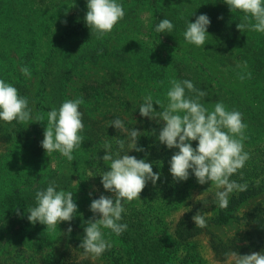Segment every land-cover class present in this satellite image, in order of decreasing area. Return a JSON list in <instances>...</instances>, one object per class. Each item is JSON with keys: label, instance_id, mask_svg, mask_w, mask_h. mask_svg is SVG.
I'll list each match as a JSON object with an SVG mask.
<instances>
[{"label": "trees", "instance_id": "1", "mask_svg": "<svg viewBox=\"0 0 264 264\" xmlns=\"http://www.w3.org/2000/svg\"><path fill=\"white\" fill-rule=\"evenodd\" d=\"M117 2L123 6V20L111 34L97 39L84 19L87 0H0V79L26 97L32 109L29 125L0 121V264H95L87 258L74 260L65 252L82 242L79 214L64 222L72 228L70 234L60 224L50 233L45 225L28 221L27 209L36 206V192L52 181L57 190L71 192L77 178L84 182L83 171L101 180L102 172L109 170L102 160L104 144L111 143L115 153L113 139H125L121 155L129 151L128 133L110 127L117 118L129 131L142 133L137 146L145 152L127 154L145 159L154 173H160V190H151L149 199L146 189L141 192L157 221L166 220L160 212L163 206L168 213L183 209L173 227L165 223L167 232L148 239L146 215L136 206L124 205L121 223L127 230L118 237L109 232L133 254L136 264H169L170 256L178 252L179 264L198 263L199 238H205L216 261L226 260L231 251L264 252V200L240 211L264 195V33L238 31L243 14L231 13L224 0ZM201 14L211 21L210 37L198 48L186 43L183 33L187 22ZM162 19L173 23L171 33L155 31ZM23 67L30 69V78L22 74ZM170 79L190 80L207 92L201 101L207 107L222 102L229 111H239L247 125L243 144L250 159L231 177L247 184V190L231 193L227 208L218 206L215 193L222 189L211 187V182L200 185L191 172L187 181H173L169 161L178 149L159 143L162 123L140 116L139 106L149 93L155 111H161L156 100L167 105ZM186 94L193 95L187 90ZM79 97L84 100L79 108L84 124L81 149L73 152L71 162L58 152L48 157L41 147L46 114ZM37 116L44 119L37 121ZM197 145L192 142L194 149ZM197 212L205 215L207 227H196L192 217ZM231 222L244 227L241 236L222 242L210 230Z\"/></svg>", "mask_w": 264, "mask_h": 264}, {"label": "clouds", "instance_id": "2", "mask_svg": "<svg viewBox=\"0 0 264 264\" xmlns=\"http://www.w3.org/2000/svg\"><path fill=\"white\" fill-rule=\"evenodd\" d=\"M232 12H240L241 22L237 23V30L264 33V0H224ZM125 12L117 0H87L85 15L86 26L91 35L103 39L111 34ZM222 19V17H218ZM66 23V21H65ZM211 21L206 14L199 15L195 22H187L183 33L186 43L196 47H204L209 34L207 29ZM174 29L169 19H162L155 28L157 33H171ZM174 55V54H173ZM171 66V65H170ZM169 66V67H170ZM239 67V65H238ZM247 68V62L243 65ZM26 77H31L28 67L21 68ZM248 78H251L249 72ZM241 81L245 78L239 77ZM161 85L163 81L160 82ZM170 88L166 93L168 103L165 106L160 100L154 103L161 111L153 108L151 93L143 97L139 106L141 117L155 120L163 126L158 135L160 144L168 149H178L169 161V171L174 182L187 181L190 172L200 185L211 182V187L222 189L216 191L215 198L221 209L227 208L229 195L233 192L247 190V184L237 183L231 177L245 166L250 159L244 151L243 141L247 139L245 131L247 125L243 122L239 111H229L222 102H216L210 109L202 98L207 92L197 89L190 80L170 79ZM191 93L193 95H187ZM84 103L83 97L74 100H65L57 110L55 107L47 115V126L43 133L41 147L49 157L58 152L69 162L74 160L73 152L81 149L84 141L81 133L84 130L80 105ZM32 109L26 97L19 95L18 90L3 79H0V121L12 124H31ZM43 116H37L42 121ZM118 132H127L130 142L129 151L145 152L137 146L138 138L142 133L136 129L128 130L124 122L117 118L110 123ZM154 134V133H153ZM118 151L112 152V144L106 142V154L102 157L108 165V171L100 175L101 184L106 192L112 196L101 194L98 199H92L90 211L92 217L84 227V237L79 245L85 256L91 255L93 259L99 258L106 250L112 248V243L104 238V229L110 230L117 237L127 230V224L121 223L124 205L133 201H141L140 194L150 181L153 185L160 179V173L153 172V165L145 159H137L124 152L126 141L114 138ZM197 141L194 149L192 142ZM147 155V153H146ZM241 178L243 173H240ZM76 183V182H73ZM211 187L207 190L210 191ZM55 181L48 184L44 190L35 194L36 206L27 209V219L30 223L39 222L46 226V231L53 233L62 222H71L77 214L78 206L73 199V193L57 190ZM93 191H96L94 188ZM91 197V192L89 193ZM17 215H20L17 210ZM196 227H207L205 215L197 212L193 217ZM72 228H67V234ZM226 264H264V252H253L240 255L236 251L226 253Z\"/></svg>", "mask_w": 264, "mask_h": 264}, {"label": "rangeland", "instance_id": "3", "mask_svg": "<svg viewBox=\"0 0 264 264\" xmlns=\"http://www.w3.org/2000/svg\"><path fill=\"white\" fill-rule=\"evenodd\" d=\"M83 180L79 182V178L75 180L76 183L73 184V199L76 202L78 206L77 214L80 215V217L83 219V226L81 227V234L80 235L81 241L84 237V227L86 226V221L90 219L93 215V213L89 210L90 204L92 199H98L101 194L105 196H112L113 194L110 192H106L101 184V180H96L90 173V171L84 172ZM162 187V182H156L155 185H153L150 181L145 187L144 194L146 195V198L149 199L150 192L154 188H160ZM96 189V191H93V189ZM91 192V197L89 196V193ZM160 195H162V190L160 192ZM146 198H141V201H133L131 203H127L129 205L136 206L140 210L143 211V214L146 215V234L148 239L157 237L162 235L164 232H167L168 229L174 226L176 221L180 218V216L183 213V209H178L176 211H172L170 213L167 212L169 208L167 206L161 207V215H163L166 220H159L157 221V217H155V214L152 212V210L148 207V201ZM264 195H261L254 200H251L247 202L245 205H243L240 209L241 213L250 210L254 204L258 201H263ZM165 215V216H164ZM164 222V225L162 224ZM165 223L166 226L165 227ZM62 226V230H66V223H60ZM210 230L219 237V239L222 242L227 241L228 239L235 238L238 236H241L244 232V227L237 225L236 223H229L227 225L217 226V227H210ZM104 238L106 240H109L112 243V248L110 250H106L99 258L93 259L91 255L85 256L83 253V249L76 246H72V249L67 252L71 256L72 259H81V258H87L90 261H92L95 264H136L134 262V256L132 253L128 252L126 247L123 245L121 241H119L117 238L113 237L112 234L109 232V230L104 229ZM74 232V231H73ZM199 251L201 256V261L195 264H226V260L224 261H216L214 258L213 253L209 249L208 245L206 244L205 238H199ZM179 254H174L170 256L169 264H179V261L181 260V252H178Z\"/></svg>", "mask_w": 264, "mask_h": 264}]
</instances>
